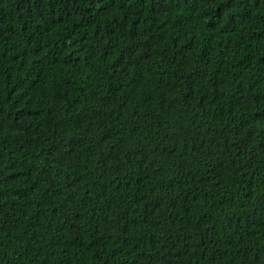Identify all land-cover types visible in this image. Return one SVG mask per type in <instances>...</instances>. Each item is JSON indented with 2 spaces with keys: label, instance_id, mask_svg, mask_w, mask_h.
<instances>
[{
  "label": "trees",
  "instance_id": "1",
  "mask_svg": "<svg viewBox=\"0 0 264 264\" xmlns=\"http://www.w3.org/2000/svg\"><path fill=\"white\" fill-rule=\"evenodd\" d=\"M0 264H264V0H0Z\"/></svg>",
  "mask_w": 264,
  "mask_h": 264
}]
</instances>
